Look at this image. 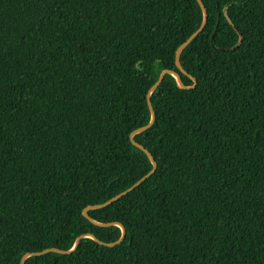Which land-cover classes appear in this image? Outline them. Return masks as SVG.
<instances>
[{
    "label": "trees",
    "instance_id": "16d2710c",
    "mask_svg": "<svg viewBox=\"0 0 264 264\" xmlns=\"http://www.w3.org/2000/svg\"><path fill=\"white\" fill-rule=\"evenodd\" d=\"M0 264H264V0H0Z\"/></svg>",
    "mask_w": 264,
    "mask_h": 264
},
{
    "label": "water",
    "instance_id": "95a60500",
    "mask_svg": "<svg viewBox=\"0 0 264 264\" xmlns=\"http://www.w3.org/2000/svg\"><path fill=\"white\" fill-rule=\"evenodd\" d=\"M203 9H204V8H203ZM203 12H204V17H205V16L207 15V14H206V10L204 9ZM199 30H200V29H199ZM199 30H197V31H196V32L190 37L189 40H191V39L194 37V35H196V34L199 32ZM166 72L171 73V74H174V72H172V71L165 70V71H163V72L160 74V77H159V79H158V82L163 78V76H164V74H165ZM174 75H175V77H176L177 79H179L178 76H177L176 74H174ZM193 81L195 82V79H193ZM149 157H150V160H151V162H152V164H153V169H152L150 172H148L146 175H144L143 177H141V178H140L138 181H136L131 187H129L128 189H126L125 191H123L121 194H119V195L113 197L112 199L108 200L107 202H105V203L102 204V205H97V206H94V207H101V206H104V205H106V204L111 203L112 201H114L115 199H117L118 197H120L121 195L126 194L127 192H129L130 190H132L133 188H135V187H136L138 184H140L145 178H147L150 174H152V172L154 171V168H155L156 163H155V161L153 160V158H152L151 156H149ZM83 214L87 215V214H86V209H84ZM108 224H110V223H108ZM119 226H120L121 229H122V237L119 239V241H120V240H122V238H123V236H124V234H125V231H124V228H123L121 225H119ZM92 237H93V236H92ZM76 244H77V242H76ZM76 244H75V245H76ZM74 248H75V246L73 247V249H74Z\"/></svg>",
    "mask_w": 264,
    "mask_h": 264
}]
</instances>
